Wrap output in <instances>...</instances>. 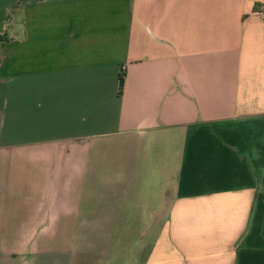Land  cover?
<instances>
[{
	"label": "crops",
	"instance_id": "obj_1",
	"mask_svg": "<svg viewBox=\"0 0 264 264\" xmlns=\"http://www.w3.org/2000/svg\"><path fill=\"white\" fill-rule=\"evenodd\" d=\"M4 33L0 264H264V0H0Z\"/></svg>",
	"mask_w": 264,
	"mask_h": 264
},
{
	"label": "rangeland",
	"instance_id": "obj_2",
	"mask_svg": "<svg viewBox=\"0 0 264 264\" xmlns=\"http://www.w3.org/2000/svg\"><path fill=\"white\" fill-rule=\"evenodd\" d=\"M128 247L133 248V242L134 239L127 240ZM63 249L62 254L60 256H57V259H60L61 264H103L105 263V235H103L101 232H98V234H95V237L92 241H90L88 248L91 249L92 252H94L96 255L93 257H86L84 255H81L80 253L76 254L77 250H80V248H76L75 245L71 247L69 246V242L65 241L62 243V246L59 245ZM67 247V248H66ZM77 249V250H76ZM78 252V251H77ZM18 263H22L25 261L26 264H31V255L28 256L25 255L24 258L19 256ZM126 260H129L130 257L127 254L125 257Z\"/></svg>",
	"mask_w": 264,
	"mask_h": 264
},
{
	"label": "trees",
	"instance_id": "obj_3",
	"mask_svg": "<svg viewBox=\"0 0 264 264\" xmlns=\"http://www.w3.org/2000/svg\"><path fill=\"white\" fill-rule=\"evenodd\" d=\"M7 34H0V44L2 42H5L7 40ZM125 80H126V72L123 71L120 75V89H119V94L122 95L123 90H124V86H125Z\"/></svg>",
	"mask_w": 264,
	"mask_h": 264
}]
</instances>
